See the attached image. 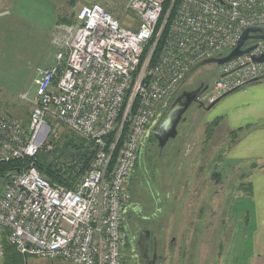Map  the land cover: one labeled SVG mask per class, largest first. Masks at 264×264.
Listing matches in <instances>:
<instances>
[{"label": "built area", "instance_id": "built-area-1", "mask_svg": "<svg viewBox=\"0 0 264 264\" xmlns=\"http://www.w3.org/2000/svg\"><path fill=\"white\" fill-rule=\"evenodd\" d=\"M165 2L126 0L132 27L98 2L81 6L73 25H58L56 61L37 68L33 97L21 95L32 104L28 123L0 109V162L33 159L0 197V229L24 256L123 264L132 172L163 99L196 63L228 53L252 26L260 31L244 48L255 47L220 65L197 102L264 80V60H255L264 56V39L255 38L264 34V0H168L167 10ZM61 127L94 143L91 167L72 188L53 185L35 163Z\"/></svg>", "mask_w": 264, "mask_h": 264}, {"label": "rangeland", "instance_id": "rangeland-1", "mask_svg": "<svg viewBox=\"0 0 264 264\" xmlns=\"http://www.w3.org/2000/svg\"><path fill=\"white\" fill-rule=\"evenodd\" d=\"M94 2L104 6L123 25L132 27L137 24L136 18L125 10L126 0H0L2 111L20 122L29 120L32 104L21 95L29 91V98L33 97V78L37 68L56 61L57 46L53 38L58 25L68 24L58 23V17L75 19L81 6ZM70 30L66 31L67 35L73 31ZM219 73L218 64L203 65L190 75L185 87L199 77L208 79L211 86ZM164 100L156 114L162 111ZM235 104H238L237 101L220 99L208 110L205 108L207 105L192 107L186 120L180 123L175 138H171L164 147L158 146L151 138L144 142L138 154L129 186L130 202L144 203L147 207H144L145 211H154L158 198L168 201L169 209L163 211L167 217L164 237L166 240L175 238L171 264H246L247 250L246 242L241 241L243 225L240 216L245 214L247 199L238 192V185L246 182L247 175L251 176L254 169L263 163L245 160L239 162L238 168L224 165L221 177H215V162L219 158L218 152L215 153V143L221 153L230 151L231 146L225 142V132L220 129L210 140H206L208 125L222 113H232ZM257 126H244L234 141L245 140V136ZM65 131L69 132V129L61 127L58 134ZM233 153L244 154L245 147H238ZM5 188L0 184V197ZM184 232L189 244L186 243L183 250L180 241ZM213 234L216 243L209 248ZM166 240L162 250L165 255L169 246L168 240L165 244ZM221 242L224 247L219 254ZM183 251L191 255L185 256ZM168 262L169 256L163 264Z\"/></svg>", "mask_w": 264, "mask_h": 264}, {"label": "crops", "instance_id": "crops-1", "mask_svg": "<svg viewBox=\"0 0 264 264\" xmlns=\"http://www.w3.org/2000/svg\"><path fill=\"white\" fill-rule=\"evenodd\" d=\"M220 72V66H219ZM220 75V73H219ZM221 99H230L234 105L232 113H222L216 119H220L214 135L220 130L224 133L225 142H229L231 149L228 152H220L215 143V153L219 155L216 159L215 172H223V166L238 168L239 162L245 160H257L263 164L255 168L247 180L238 185V192L247 199L245 214L240 216L243 225V237L241 241L246 242L247 250L246 264H264V80L253 82L243 88L231 91ZM243 101L246 103L243 104ZM214 121V120H213ZM249 124L258 126L251 130L245 140L234 141L231 132L243 129ZM220 129V130H219ZM248 137V138H247ZM243 143V144H242ZM220 144V143H219ZM223 145V144H222ZM245 147L246 153L234 154L238 147ZM246 183V184H245ZM3 233V234H2ZM6 231L0 229V240L6 235ZM0 241V264H4V251ZM25 264H73L60 258H40L28 256Z\"/></svg>", "mask_w": 264, "mask_h": 264}, {"label": "flooded vegetation", "instance_id": "flooded-vegetation-1", "mask_svg": "<svg viewBox=\"0 0 264 264\" xmlns=\"http://www.w3.org/2000/svg\"><path fill=\"white\" fill-rule=\"evenodd\" d=\"M208 79L204 77H199L196 79L190 86L185 87V83H183L180 88H178L175 93L171 94L172 90L163 100V109L161 112L155 115L152 123L148 127L146 132L143 144L146 143L147 140L151 138L155 139V142L158 146L164 147L172 138H169L167 141H164L163 136L158 132V129L168 114L170 108L180 100L181 102H186L191 100V104L189 105L188 109L184 112L181 121L178 123V127L182 121H185L187 118V113L192 107L201 108V104L195 101L194 95H197L204 92L209 86L210 83L207 81ZM198 97V96H197ZM192 98V99H191ZM166 110V111H165ZM165 115L162 117V115ZM161 120V121H160ZM177 127V129H178ZM159 136V137H158ZM175 138V137H174ZM165 142V143H163ZM143 146H141L142 149ZM140 149V151H141ZM169 194L167 193V198ZM165 197V198H166ZM163 198V199H165ZM166 198V199H167ZM167 200H163L158 198L156 204V210L154 211H145L146 205L139 203L131 204L128 207V210L124 216V229H125V244H124V253H123V264H163L167 257L169 256L168 264H171V258L173 257L172 252L175 247V238L165 239L164 230H165V223L166 218L163 214V211L167 208ZM145 207V208H144ZM182 215L184 216V212L182 211ZM182 216V218H183ZM186 230V227L184 231ZM187 235L185 232L180 241V245L184 250L185 244H189L187 240ZM166 240L165 244L168 242V253L165 255L162 250H164V241ZM209 240V239H208ZM187 241V242H186ZM211 244L209 248L215 246L216 239L214 238V234L210 238ZM195 241L193 245L195 246ZM187 246V245H186ZM193 246V247H194ZM223 243L221 242L219 245V254L223 252ZM226 247V246H225ZM185 256L191 255L188 251H183ZM183 253V254H184ZM127 255V257H126ZM188 256V257H189ZM125 258V259H124Z\"/></svg>", "mask_w": 264, "mask_h": 264}, {"label": "trees", "instance_id": "trees-1", "mask_svg": "<svg viewBox=\"0 0 264 264\" xmlns=\"http://www.w3.org/2000/svg\"><path fill=\"white\" fill-rule=\"evenodd\" d=\"M168 0L165 2L167 10ZM58 23H74L75 19L58 17ZM261 81V80H258ZM258 81H252L258 82ZM11 117V116H10ZM13 118V117H12ZM220 119H215L207 127V139L210 140L214 134L216 126ZM24 123V122H23ZM26 121L24 124H27ZM241 129L231 132L233 140H236ZM125 133L122 135L117 147L121 145ZM114 139V133H111L107 140L110 142ZM53 144L52 149L44 147L35 157V163L40 173L45 176L53 185H64L68 188L74 187L82 179L84 174L90 169L92 160L95 155L94 143L88 139L77 135L73 131L57 133L49 140ZM118 148H116L117 153ZM33 159L26 157L24 159H12L0 162V184L7 186L11 182V177L27 167ZM116 156L112 161L115 164ZM215 177H221L220 172H214ZM4 251V264H25L26 258L7 238V233L2 240Z\"/></svg>", "mask_w": 264, "mask_h": 264}, {"label": "water", "instance_id": "water-1", "mask_svg": "<svg viewBox=\"0 0 264 264\" xmlns=\"http://www.w3.org/2000/svg\"><path fill=\"white\" fill-rule=\"evenodd\" d=\"M260 31L259 27L252 26L248 27L244 33L242 34L239 43L236 47H234L232 50H230L228 53L223 54V55H216V56H211L208 58H205L198 63H196L191 70L186 74V76L178 83V85L174 88V90L171 92V94L175 93V91L180 88V86L186 82V80L190 77V75L199 67L209 64V63H216L219 66L223 65L224 63L228 62L229 60L238 57L240 55L249 53L255 45L248 46L246 48L245 44L246 42L251 38L250 32H257ZM256 39H264V34H257L255 35ZM256 61H263L264 56L261 57H255ZM230 92L225 93L223 96L228 94ZM197 93H195L194 98L195 101H197ZM223 96L217 98L213 102H211L209 105L205 106V108L211 109ZM192 99V98H191ZM191 104V100H188L186 102H181L178 100L169 110L168 114L165 116L163 119L158 132L161 134V137L163 136L164 141H167L169 138H174L178 134V123L181 121L182 116L184 112L188 109L189 105ZM201 106L204 107V105L201 104ZM159 137V136H158ZM165 143V142H163Z\"/></svg>", "mask_w": 264, "mask_h": 264}]
</instances>
